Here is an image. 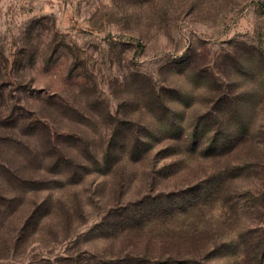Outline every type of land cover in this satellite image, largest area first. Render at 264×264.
Wrapping results in <instances>:
<instances>
[{
	"label": "rangeland",
	"instance_id": "374dc122",
	"mask_svg": "<svg viewBox=\"0 0 264 264\" xmlns=\"http://www.w3.org/2000/svg\"><path fill=\"white\" fill-rule=\"evenodd\" d=\"M173 260L264 264V0H0V264Z\"/></svg>",
	"mask_w": 264,
	"mask_h": 264
},
{
	"label": "trees",
	"instance_id": "16d2710c",
	"mask_svg": "<svg viewBox=\"0 0 264 264\" xmlns=\"http://www.w3.org/2000/svg\"><path fill=\"white\" fill-rule=\"evenodd\" d=\"M183 134L182 133H179L178 132V135H176V136H172L173 138H175V137H178V138H180L181 139V136H182ZM166 137H171V136H166ZM177 139V138H176ZM132 264H134V262L132 263ZM160 264H194L193 262H191V261H188L187 263H184V262H178V261H176V260H173V261H164V262H161Z\"/></svg>",
	"mask_w": 264,
	"mask_h": 264
}]
</instances>
